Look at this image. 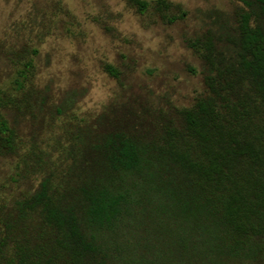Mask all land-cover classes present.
<instances>
[{"label": "trees", "instance_id": "trees-1", "mask_svg": "<svg viewBox=\"0 0 264 264\" xmlns=\"http://www.w3.org/2000/svg\"><path fill=\"white\" fill-rule=\"evenodd\" d=\"M246 3L226 60L194 45L207 93L176 121L85 141L64 177L0 207V264H264V0ZM8 104L0 90V157L19 150Z\"/></svg>", "mask_w": 264, "mask_h": 264}, {"label": "rangeland", "instance_id": "rangeland-1", "mask_svg": "<svg viewBox=\"0 0 264 264\" xmlns=\"http://www.w3.org/2000/svg\"><path fill=\"white\" fill-rule=\"evenodd\" d=\"M141 1L143 11L133 0H0L2 112L19 148L0 157V207L10 210L49 173L64 177L85 141L176 121L207 93L209 68L194 45L212 39L226 60L251 0Z\"/></svg>", "mask_w": 264, "mask_h": 264}]
</instances>
